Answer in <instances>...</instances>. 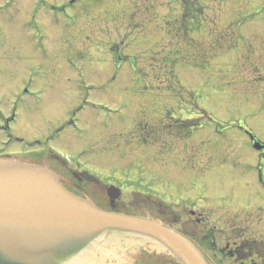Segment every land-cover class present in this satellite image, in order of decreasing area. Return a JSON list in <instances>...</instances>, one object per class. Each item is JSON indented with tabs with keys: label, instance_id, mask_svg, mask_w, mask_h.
<instances>
[{
	"label": "rangeland",
	"instance_id": "374dc122",
	"mask_svg": "<svg viewBox=\"0 0 264 264\" xmlns=\"http://www.w3.org/2000/svg\"><path fill=\"white\" fill-rule=\"evenodd\" d=\"M196 1L200 14L183 26L178 0H0V153L70 170L30 151L86 99L83 136L68 129L54 145L123 178L120 202L150 188L175 206L247 177L251 135L264 143V0ZM172 116L193 127L151 131L154 145L138 138ZM190 144L203 156L193 166ZM108 186L82 187L110 208Z\"/></svg>",
	"mask_w": 264,
	"mask_h": 264
},
{
	"label": "flooded vegetation",
	"instance_id": "af4514ba",
	"mask_svg": "<svg viewBox=\"0 0 264 264\" xmlns=\"http://www.w3.org/2000/svg\"><path fill=\"white\" fill-rule=\"evenodd\" d=\"M36 1L44 2L43 0ZM71 120L63 121L52 132L60 131L61 126H63V131L70 129ZM172 120L174 121L167 122L163 118L156 125L146 124L145 130L138 135V138L143 139L145 145H154L151 131L159 134L169 130L174 133L178 130L181 132L191 129L193 126L190 122L195 118L172 116ZM255 141L258 140L251 139L252 148ZM261 144L264 143L261 142ZM190 150L189 156L193 166L195 159L199 161L203 156L199 154L194 144H190ZM30 152L38 155L37 157L43 155L45 160L53 161L61 168L67 160L73 162L72 171L71 169L57 171L47 164L46 166L55 171L61 183L78 196L90 199L89 192L82 187L85 183L114 185L120 191L119 196L114 200L109 198L110 208L105 209L148 217L170 225L190 237L212 264H264V148L256 151L257 160L247 168V177L233 181L207 183L201 191L195 192L185 200L177 199L174 202L175 206L139 189H133L131 193H139L142 201H131L130 205L120 202L118 199L125 193L127 183H124L123 178L109 176V173L105 175L94 163L91 166L93 169L82 164L79 160L82 157V150L73 152L74 155L69 159H65L49 148H44L41 152L36 150ZM21 160L28 162L24 155ZM65 171L68 172L67 175L64 174ZM85 171L92 176L84 174ZM96 171L98 173H95ZM123 206L125 209H120ZM103 236L104 240L98 242L102 244L100 248L91 245L92 247L83 249L80 254L85 255L91 252L99 264H181L162 247H152L144 242L136 247H114L107 245L108 240L118 234L106 233ZM77 257L78 255L74 254L60 264H77L75 260Z\"/></svg>",
	"mask_w": 264,
	"mask_h": 264
},
{
	"label": "water",
	"instance_id": "95a60500",
	"mask_svg": "<svg viewBox=\"0 0 264 264\" xmlns=\"http://www.w3.org/2000/svg\"><path fill=\"white\" fill-rule=\"evenodd\" d=\"M108 194L116 199L119 192ZM106 231L156 241L182 264H212L189 237L161 222L99 209L45 166L0 160V264H60Z\"/></svg>",
	"mask_w": 264,
	"mask_h": 264
},
{
	"label": "trees",
	"instance_id": "16d2710c",
	"mask_svg": "<svg viewBox=\"0 0 264 264\" xmlns=\"http://www.w3.org/2000/svg\"><path fill=\"white\" fill-rule=\"evenodd\" d=\"M178 1L180 2L181 8H182V13H181L180 19H179L180 23L183 26H185L188 23L195 22L197 14L198 13L200 14V12H201V7H202L201 4L196 0H178ZM232 47L233 46H231L229 48H232ZM210 58H212V57H210Z\"/></svg>",
	"mask_w": 264,
	"mask_h": 264
},
{
	"label": "bare ground",
	"instance_id": "6f19581e",
	"mask_svg": "<svg viewBox=\"0 0 264 264\" xmlns=\"http://www.w3.org/2000/svg\"><path fill=\"white\" fill-rule=\"evenodd\" d=\"M108 242H109L108 244H110L111 246H113V245L116 246V244H120V243L131 244V246H135L138 244L137 239H135L133 237L127 238V237H120V236L111 237V238H109ZM101 246H102V244L98 243L94 247L99 248ZM76 263L77 264H95L96 260L94 257H92V254L90 252V253L85 254L81 258L77 259Z\"/></svg>",
	"mask_w": 264,
	"mask_h": 264
}]
</instances>
